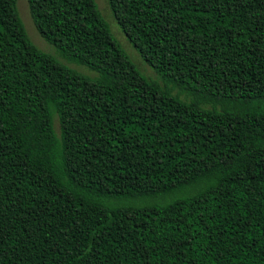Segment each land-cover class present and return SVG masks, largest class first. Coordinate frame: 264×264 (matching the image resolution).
<instances>
[{
    "label": "trees",
    "instance_id": "1",
    "mask_svg": "<svg viewBox=\"0 0 264 264\" xmlns=\"http://www.w3.org/2000/svg\"><path fill=\"white\" fill-rule=\"evenodd\" d=\"M107 3L160 83L95 0H27L92 77L0 0V264H264V0Z\"/></svg>",
    "mask_w": 264,
    "mask_h": 264
},
{
    "label": "rangeland",
    "instance_id": "2",
    "mask_svg": "<svg viewBox=\"0 0 264 264\" xmlns=\"http://www.w3.org/2000/svg\"><path fill=\"white\" fill-rule=\"evenodd\" d=\"M95 3L98 7V10L100 11L103 18L106 20L110 27V31L115 38V40L118 42V44L121 46V48L126 52L128 55L130 61L135 66L136 70L144 77L159 82V76L157 73L150 67L146 62L143 61V59L140 57V55L137 53V51L133 48V46L127 41L123 33L121 32L119 26L117 25L112 12L109 9L107 0H95ZM17 7L19 16L25 26V29L27 31V34L31 41L42 51L45 53L51 54L55 56L60 62L65 64L66 66L70 67L71 69L77 71L80 74L92 77L95 75L92 71H90L86 66L80 65L77 63H69L65 61L63 58L58 56L56 54L55 49L52 45L44 41L39 34L37 33L27 7V0H17ZM174 94V93H173ZM54 129L56 132H58L59 125L57 119L54 120Z\"/></svg>",
    "mask_w": 264,
    "mask_h": 264
}]
</instances>
